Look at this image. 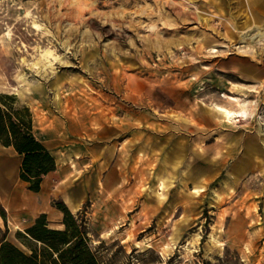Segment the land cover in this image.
<instances>
[{
	"label": "rangeland",
	"instance_id": "374dc122",
	"mask_svg": "<svg viewBox=\"0 0 264 264\" xmlns=\"http://www.w3.org/2000/svg\"><path fill=\"white\" fill-rule=\"evenodd\" d=\"M0 97L56 160L33 191L1 147L0 214L21 229L0 223V247L36 248L22 264H264V0H0Z\"/></svg>",
	"mask_w": 264,
	"mask_h": 264
},
{
	"label": "trees",
	"instance_id": "16d2710c",
	"mask_svg": "<svg viewBox=\"0 0 264 264\" xmlns=\"http://www.w3.org/2000/svg\"><path fill=\"white\" fill-rule=\"evenodd\" d=\"M6 101L0 97V143L5 146H12L22 155L20 166V177L28 183L29 189L39 191L44 175L56 168V160L50 149L36 137L33 131L32 112L28 106L20 108L5 107ZM1 143V144H2ZM45 213H42L37 219L41 223L45 219ZM34 224L28 228V233L37 240L43 241L45 248L59 252L61 258H65L66 248H58L53 242L52 237L37 232L38 225ZM43 231L47 234L64 233V229L52 228L47 225L45 220ZM77 236V235H75ZM74 236V237H75ZM66 237H63V240ZM74 240H65V243L72 244ZM11 250L12 253H8ZM32 254L27 255L21 249L4 241L0 247V264H22L23 259H33L37 257L36 248L32 247ZM22 259L16 260V254ZM50 252V251H49ZM79 254H75L74 259H79ZM78 257V258H77ZM56 259V258H55ZM32 264H38L33 261Z\"/></svg>",
	"mask_w": 264,
	"mask_h": 264
},
{
	"label": "crops",
	"instance_id": "0c3cea01",
	"mask_svg": "<svg viewBox=\"0 0 264 264\" xmlns=\"http://www.w3.org/2000/svg\"><path fill=\"white\" fill-rule=\"evenodd\" d=\"M17 92L21 97L27 96L26 91L24 89H17ZM113 130H114V126L112 125L106 131H113ZM1 147H8V146H5V145L0 143V158L1 157L3 158L4 155H3V153H1L2 152ZM234 151L236 152V150H234ZM260 151L261 150L260 149L258 150V148H257V151L255 152V146L252 145L250 142L246 143L245 150L234 159V161L232 163V166H233V164L235 162L234 167L231 166L229 171L226 173V175H227L226 177H228L232 181H236V180L239 181L240 178L243 176V174L248 172L249 169H252V162L250 163L249 168L247 169L248 162L250 161V159L254 158L256 153H259ZM262 153H264V152H262ZM249 154H250V156H249ZM260 154H261V152H260ZM57 157H58V159H60V161L63 160V158H61V156L58 155ZM68 158H70V157H68ZM244 163H247V164H245V166L242 168ZM253 164H254V162H253ZM114 175H116V173H114ZM4 178H6V177L1 173V170H0V187L4 183ZM79 191L80 190L77 186H72V187L68 188V192L63 194V201L65 202V204L67 205V207L69 208V210L71 212H76L80 208V200L78 198H76V195L78 194ZM45 197H46L45 194H43L42 196L38 197V198H41L38 201L44 202ZM163 201H165V199L161 198L160 202H163ZM37 205H38V203L36 202L34 204V206L36 207ZM0 223H4V224L6 223V225H8L12 230H13V227L21 229L19 225L12 223L11 221H9L7 224V222L4 220V218L2 217L1 214H0Z\"/></svg>",
	"mask_w": 264,
	"mask_h": 264
},
{
	"label": "bare ground",
	"instance_id": "6f19581e",
	"mask_svg": "<svg viewBox=\"0 0 264 264\" xmlns=\"http://www.w3.org/2000/svg\"><path fill=\"white\" fill-rule=\"evenodd\" d=\"M217 110H219V112L221 113L224 122H226L227 124H230V125L232 124V122L240 121V119H237V117L244 116L245 113H246L245 111H242L240 113L239 111L237 112V111L231 110V109H229L227 107H223V106H220V105L217 106ZM246 118H247V116H246ZM245 164H247V163H244L243 166L241 165L242 168L245 166Z\"/></svg>",
	"mask_w": 264,
	"mask_h": 264
}]
</instances>
